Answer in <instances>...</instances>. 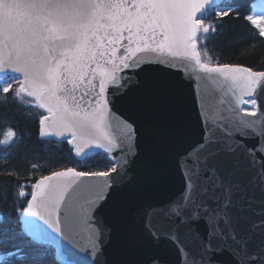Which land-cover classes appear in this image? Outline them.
<instances>
[{
    "label": "snow or ice",
    "instance_id": "snow-or-ice-1",
    "mask_svg": "<svg viewBox=\"0 0 264 264\" xmlns=\"http://www.w3.org/2000/svg\"><path fill=\"white\" fill-rule=\"evenodd\" d=\"M230 16L264 38V0H0V102L37 110L39 137L66 140L77 163L49 160L53 170L13 193L20 228L0 231V264H45L49 254L57 264H116L106 253L113 227L97 212L133 182L142 133L116 105L150 88L180 115L189 100L172 79L178 69L196 83L204 132L179 158L180 192L149 213L148 235L191 264H264V71L213 63L206 50ZM202 81L227 104L211 123ZM17 139L11 127L2 133L5 157Z\"/></svg>",
    "mask_w": 264,
    "mask_h": 264
},
{
    "label": "water",
    "instance_id": "water-1",
    "mask_svg": "<svg viewBox=\"0 0 264 264\" xmlns=\"http://www.w3.org/2000/svg\"><path fill=\"white\" fill-rule=\"evenodd\" d=\"M174 71L180 75L172 79L189 100L188 107L180 115L174 112L168 94L150 88L141 90L131 101L116 105V109L125 116L132 115L142 126L140 156L130 173L133 182L121 188L97 212L100 219L113 227L112 242L106 253L109 261L116 264H151L152 257H159L160 264H191V258L186 262L177 245L164 238L152 239L146 228L151 210L180 192L183 177L179 158L202 140L204 132L203 122L191 103L196 83L189 81L183 69ZM199 87L201 92L207 89L210 93L208 116L211 123L215 113L226 109L227 104H219V93L207 81H202ZM152 222L157 220L153 218ZM200 227L203 231V225Z\"/></svg>",
    "mask_w": 264,
    "mask_h": 264
},
{
    "label": "trees",
    "instance_id": "trees-1",
    "mask_svg": "<svg viewBox=\"0 0 264 264\" xmlns=\"http://www.w3.org/2000/svg\"><path fill=\"white\" fill-rule=\"evenodd\" d=\"M253 1L240 0L241 3H252ZM220 2L227 3L231 0H220ZM246 14L248 13L245 12ZM214 19L215 13L213 12L206 22ZM250 29L251 26L243 19H235L233 16L225 17L217 28L215 37L210 39L206 45L212 62L239 63L252 67L255 71H264V38L251 33ZM29 111L33 114L29 115ZM36 111L23 108L18 103L12 102L11 98L6 105L0 102V138L8 127H11L18 136L17 141L7 149L10 153L7 157L4 155L5 146L0 145V185H7V199L0 194V214L4 217V221L0 222V231L4 228L19 230L20 224L14 209L23 205L14 201L13 193L18 192L20 185H30L40 175L53 170L47 165L49 160L64 162L57 165V169L65 166L77 167L76 161L71 159L74 153L66 140L59 145L55 141H46L39 137ZM99 159L100 157L93 156L91 161L95 162ZM33 164L37 166L36 169L32 168ZM104 168V165H100L98 169L93 170ZM78 170L88 169L78 168ZM9 173L14 174L8 175ZM25 191L30 197L31 188L28 187ZM45 264H57V262L49 254Z\"/></svg>",
    "mask_w": 264,
    "mask_h": 264
},
{
    "label": "rangeland",
    "instance_id": "rangeland-1",
    "mask_svg": "<svg viewBox=\"0 0 264 264\" xmlns=\"http://www.w3.org/2000/svg\"><path fill=\"white\" fill-rule=\"evenodd\" d=\"M256 2V0H254L252 3Z\"/></svg>",
    "mask_w": 264,
    "mask_h": 264
}]
</instances>
